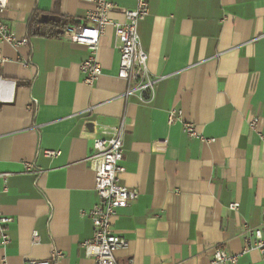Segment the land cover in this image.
<instances>
[{
	"label": "crops",
	"instance_id": "0c3cea01",
	"mask_svg": "<svg viewBox=\"0 0 264 264\" xmlns=\"http://www.w3.org/2000/svg\"><path fill=\"white\" fill-rule=\"evenodd\" d=\"M109 1L118 7L109 14L116 23L136 7V0ZM145 1L137 36L156 79L145 104L121 97L126 84L117 78L111 25L99 39L101 75L91 86L79 72L85 47L29 32L33 14L40 23L80 26L90 4L7 0L0 12L28 39L18 48L0 43V213L11 219L7 244L0 232V264L47 261L55 251L62 257L52 264H92L82 248L97 202L87 160L101 127L122 120L120 178L138 196L113 221L127 242L114 252L116 263L210 264L220 247L239 255L237 264H264L256 250L242 254L244 233L264 209V0ZM44 26L39 33L50 31ZM171 109L206 141L169 124ZM254 116L256 132L248 124Z\"/></svg>",
	"mask_w": 264,
	"mask_h": 264
},
{
	"label": "built area",
	"instance_id": "2783aa9c",
	"mask_svg": "<svg viewBox=\"0 0 264 264\" xmlns=\"http://www.w3.org/2000/svg\"><path fill=\"white\" fill-rule=\"evenodd\" d=\"M91 5V9L85 15V21L77 27L64 29L60 37L66 41L85 47L89 51L86 60L80 63L79 72L82 83L91 86L101 75V67L97 60L99 39L107 25L114 28L115 40L119 52V69L117 78L124 81L126 88L122 98L135 97L145 104L153 98V87L156 82L147 69V55L141 49L137 24L148 14V5L145 0H136L134 10H123V21L112 22L109 14L118 7L109 0H80ZM7 7V0H0V12ZM27 38L18 37L9 26L0 19V43H6L14 48L26 45ZM4 59L0 57V66ZM168 123L179 122L183 133L199 142L206 140L200 135L192 122L183 121L181 112L171 109L167 113ZM249 128L256 132L258 117L254 116L249 122ZM123 120L120 124L109 130L101 127L97 137L93 140V155L87 160L89 168L94 173V191L97 202L88 212V217L93 227L92 238L82 243L85 256L92 260V264H117L114 252L125 249L127 242L113 231V221L118 209L127 207L133 202L138 193L122 184L121 174L123 168L119 165L123 155ZM261 140L263 136L259 134ZM47 157H56L57 152L46 151ZM31 164L25 165V170L30 171ZM238 207L237 203L230 205L231 210ZM11 222L10 218L0 213V232L2 245L8 243L6 226ZM36 238L37 234L33 233ZM243 253L256 250L264 262V209L261 211V221L257 227L246 229L244 233ZM60 252L51 253L47 261H30L24 264H52L61 259ZM239 255H230L220 247L212 251L210 264H237ZM3 264H5L3 262Z\"/></svg>",
	"mask_w": 264,
	"mask_h": 264
},
{
	"label": "trees",
	"instance_id": "16d2710c",
	"mask_svg": "<svg viewBox=\"0 0 264 264\" xmlns=\"http://www.w3.org/2000/svg\"><path fill=\"white\" fill-rule=\"evenodd\" d=\"M42 23V22H41ZM39 21H38V17L36 14H33L31 16V19L29 20V25H28V28H29V32H31V34H34V35H40V36H44V37H54V36H60L58 32V30L62 31L64 28H65V25H62L58 22H45V23H42V24H45L44 27L46 28H49L50 31H47V33L45 34H42V33H39L38 30H41V27L40 25L42 26Z\"/></svg>",
	"mask_w": 264,
	"mask_h": 264
}]
</instances>
